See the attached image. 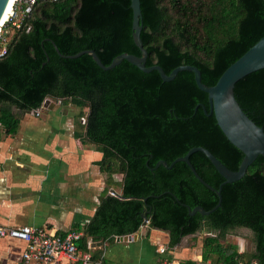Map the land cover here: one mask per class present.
Wrapping results in <instances>:
<instances>
[{"label":"trees","instance_id":"obj_1","mask_svg":"<svg viewBox=\"0 0 264 264\" xmlns=\"http://www.w3.org/2000/svg\"><path fill=\"white\" fill-rule=\"evenodd\" d=\"M141 8L147 66L158 65L168 75L177 67L195 66L207 86H214L264 37V0H141ZM7 31L3 29L8 51L0 59L4 133L15 135L20 128L14 109L30 114L46 100L61 101L79 109L76 139L102 154L97 165L106 188L93 219L75 228L84 234L80 249L91 251L88 238L112 244L136 234L147 215L145 227L166 232L170 249L185 237L217 233L204 239L201 264H232L237 257L264 264V157L240 181L224 185L222 205L208 217L191 216L187 206L210 211L219 202L217 193L186 163L156 168L159 161L171 165L196 147L207 149L233 171L243 161L215 116L204 113L202 105L209 111L208 95L198 88L194 74L180 72L166 83L158 72L144 73L127 61L107 71L88 54L66 58L92 50L109 66L121 54L141 56L133 39L131 0L40 3L21 29ZM235 95L264 128V69L240 81ZM190 162L212 188L218 190L225 181L203 153L193 154ZM117 175L122 181L115 180ZM114 186L120 189L117 196L109 194ZM241 229L252 233L253 251L239 255L237 245L223 240ZM94 257L101 259V252Z\"/></svg>","mask_w":264,"mask_h":264},{"label":"crops","instance_id":"obj_2","mask_svg":"<svg viewBox=\"0 0 264 264\" xmlns=\"http://www.w3.org/2000/svg\"><path fill=\"white\" fill-rule=\"evenodd\" d=\"M75 108L51 101L43 111L46 115L39 117L14 109L20 114L17 134L6 135L0 127V228L46 227L63 235L85 227L95 216L106 188V177L97 165L102 154L76 139ZM131 236V241L116 238L112 244L87 241L90 252H101L108 264H162L163 256L157 258L158 248L165 246L160 230ZM137 242L143 244L135 255L139 258L131 260L129 245ZM147 242L153 254L144 258L140 255ZM25 248L24 242L0 236V264H22ZM171 250L175 260H185L182 254L176 257L175 248ZM190 255L192 264L202 263L201 254Z\"/></svg>","mask_w":264,"mask_h":264},{"label":"water","instance_id":"obj_3","mask_svg":"<svg viewBox=\"0 0 264 264\" xmlns=\"http://www.w3.org/2000/svg\"><path fill=\"white\" fill-rule=\"evenodd\" d=\"M10 0H0V24L6 12ZM133 10V39L136 46L141 51V56L133 54H121L117 56L109 66H105L96 52L92 50L82 51L76 55L67 56L69 59H76L85 54L93 57L96 64L103 70H112L119 66L123 61H127L144 73L158 72L164 82H172L176 79L180 72H191L195 76V81L198 88L208 95L209 111L202 105L204 113L208 116H215L218 126L221 128L228 140L237 147L244 155L243 161L237 171H233L225 166L216 156L203 147L191 149L184 157H180L168 165L166 161H159L156 168L163 166L166 169H171L174 165L180 162L186 163L195 177L207 188L217 193L219 198L218 204L210 211H206L203 207H195L193 210L187 206L189 214L194 216L200 214L202 217H208L219 209L222 205V189L224 185L240 181L245 177L249 167L260 157H264V128L258 126L241 107L235 95L237 84L248 77L249 75L264 69V37L261 38L250 50H248L239 60L233 63L220 77L214 86H207L202 82L201 71L191 65H183L174 69L169 75L164 69L158 65L151 67L147 66L148 51L144 47L141 38L143 30V14L141 8V0H131ZM59 55L60 51L55 46ZM51 104L50 100H46L45 107ZM54 103H52L53 105ZM203 153L225 179L216 190L208 185L196 172L190 162L193 154ZM113 191V190H112ZM114 192V191H113ZM147 199H145L146 201ZM145 222L142 227L147 226L150 222L147 215L144 216ZM138 238V233L134 234ZM119 241H131L132 236L118 237ZM99 245L102 243H98Z\"/></svg>","mask_w":264,"mask_h":264},{"label":"built area","instance_id":"obj_4","mask_svg":"<svg viewBox=\"0 0 264 264\" xmlns=\"http://www.w3.org/2000/svg\"><path fill=\"white\" fill-rule=\"evenodd\" d=\"M56 1L58 0H17L14 3L8 15V20L0 29V59L4 58L8 51L9 39L7 36H3V29L6 27L9 29L7 34L12 33L14 29H21L31 19L38 4ZM26 29L29 31L30 26L26 25ZM58 103L61 104V101ZM44 105L31 114L39 117L45 109ZM81 124H86L85 117L81 118ZM109 194L117 196L113 191H110ZM83 235V232L78 230H71L63 235L57 234L46 227L0 228L1 237H9L25 243L26 248L22 255V264H106L103 259L95 258L90 251L80 249L79 243ZM158 253L163 256L162 264H183L171 256L172 250L168 246H160ZM244 253V246H240L239 255ZM206 264L213 263L208 261ZM232 264H259V262L256 260L245 261L237 257Z\"/></svg>","mask_w":264,"mask_h":264},{"label":"rangeland","instance_id":"obj_5","mask_svg":"<svg viewBox=\"0 0 264 264\" xmlns=\"http://www.w3.org/2000/svg\"><path fill=\"white\" fill-rule=\"evenodd\" d=\"M56 103L59 104L58 101ZM72 106L75 108L74 105H72ZM75 110L77 111V114H78L79 109L75 108ZM43 113L45 114V112H42L41 115ZM77 128H78V130L81 129V127H79V126H77ZM82 145L85 148L86 147L87 148H89V147L95 148V146L91 145V144H82ZM114 178L117 181H122V179H123L122 175L114 176ZM114 189L118 190V193L120 192V189L117 186H114ZM115 193H117V192H115ZM142 230H143V233H144V236H145L146 234H150V230L151 229L148 228V227H142L140 229V231H142ZM140 231L137 232V233L139 234ZM207 233L208 232L204 231V232H200V233H198L196 235L185 237L181 241V243L178 246L175 247V255H176V257H178V254H180V255L182 254V255H184L183 257H185V258H183L185 260H182V263L183 264H192L193 262L189 259V258H191L190 254H193V255H197V254L200 255L201 254L202 245H203L204 239L208 235ZM211 235L212 236H216L217 233H211ZM160 236H161V244H164L165 246H167V244L169 243L168 234L165 233L164 231H160ZM223 243L225 245H237L238 248L240 246H244L246 253H250V252L253 251L252 233L247 231V230H245V229H241V230L229 233L226 236V238L223 240ZM141 245H143V244H141L139 242L131 243L129 245V247H131L130 254H132L131 255V260H133L135 258L137 260L139 258L138 256L135 257V255L137 254L138 247L141 246ZM142 248L144 249V252L140 256H143L144 258H146L148 255H152L153 254V252L151 251V248H148V242L145 243L144 246H142ZM161 257L162 256H159V255L157 256V258H161ZM162 259H163V257H162Z\"/></svg>","mask_w":264,"mask_h":264},{"label":"bare ground","instance_id":"obj_6","mask_svg":"<svg viewBox=\"0 0 264 264\" xmlns=\"http://www.w3.org/2000/svg\"><path fill=\"white\" fill-rule=\"evenodd\" d=\"M16 1L17 0H10V2L8 4V7L6 9V12H5V14H4L3 18H2V21H1V24H0V29L3 26V24L6 23V21L8 20V15H9V13H10V11H11V9H12V7H13V5H14V3Z\"/></svg>","mask_w":264,"mask_h":264},{"label":"flooded vegetation","instance_id":"obj_7","mask_svg":"<svg viewBox=\"0 0 264 264\" xmlns=\"http://www.w3.org/2000/svg\"><path fill=\"white\" fill-rule=\"evenodd\" d=\"M247 231H249V230H247ZM250 232V231H249Z\"/></svg>","mask_w":264,"mask_h":264}]
</instances>
